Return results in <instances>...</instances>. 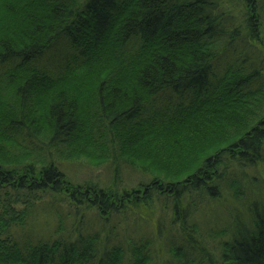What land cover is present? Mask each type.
I'll return each instance as SVG.
<instances>
[{
    "label": "trees",
    "instance_id": "16d2710c",
    "mask_svg": "<svg viewBox=\"0 0 264 264\" xmlns=\"http://www.w3.org/2000/svg\"><path fill=\"white\" fill-rule=\"evenodd\" d=\"M0 264H264V0H0Z\"/></svg>",
    "mask_w": 264,
    "mask_h": 264
},
{
    "label": "rangeland",
    "instance_id": "374dc122",
    "mask_svg": "<svg viewBox=\"0 0 264 264\" xmlns=\"http://www.w3.org/2000/svg\"><path fill=\"white\" fill-rule=\"evenodd\" d=\"M61 39H65V38H60L58 39L57 42H60ZM56 44L55 48L53 49V51L51 52V54H49L50 56H48L47 58H42V63H48L52 66H54L55 68H57V66H61L63 64V61L65 58H68L69 55L73 54V48L71 47L70 42L68 43L67 46H65L64 44H60V46ZM76 52V51H75ZM109 164H106L105 166L102 167H97V166H93L91 164L88 163V161L83 160L80 163L77 164H65V170L68 172V174L70 175V178L73 181L76 182H83L84 178H88L91 179L93 181L98 180V177L101 178H105L106 176H108L110 174V171L108 169ZM144 173L141 172V170H136L135 172H131V173H123L122 174V178L127 182V185L129 184H136L138 183V180L140 179V177L143 175ZM147 181H149L151 178L150 177H146ZM47 203H43V207L42 209L39 210V214L38 216L32 220V222H29L25 228H23V231H14V234L16 233V237L18 239L20 238H25L27 240L31 241H36L39 239H43L48 238V237H53L55 234V232L58 230V214H56L55 212L52 211H47L46 210V206L45 205ZM157 206L160 205L159 202L155 203ZM159 207V206H158ZM64 208H66V206H61L60 207V211L63 210ZM156 209H151V207H146L144 208L145 211L140 212L139 214H143L144 216H146L147 218L150 217V213L151 215L154 217V219L159 217V214L161 212V210H159L157 207H155ZM69 213H71V210H67ZM165 212L170 215L169 211ZM66 213V211H65ZM134 216V218L137 216V214H132ZM151 218V217H150ZM152 219V218H151ZM151 223H154V221H151ZM155 225V224H154ZM34 239V240H33Z\"/></svg>",
    "mask_w": 264,
    "mask_h": 264
}]
</instances>
